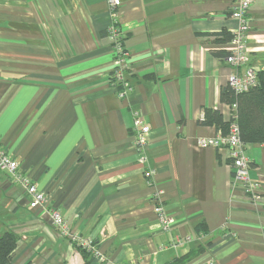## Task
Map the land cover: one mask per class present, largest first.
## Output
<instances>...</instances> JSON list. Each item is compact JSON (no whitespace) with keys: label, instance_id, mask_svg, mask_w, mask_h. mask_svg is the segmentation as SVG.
I'll use <instances>...</instances> for the list:
<instances>
[{"label":"crops","instance_id":"0c3cea01","mask_svg":"<svg viewBox=\"0 0 264 264\" xmlns=\"http://www.w3.org/2000/svg\"><path fill=\"white\" fill-rule=\"evenodd\" d=\"M232 6L122 0L132 87L122 97L110 79L107 0H0V143L48 207L95 241L102 260L92 264H264V144L244 145L259 200L233 184L226 148L199 144L218 135L201 121L206 109L230 116L221 90L235 69L217 54L238 26ZM249 23L248 65L264 70V0L252 3ZM135 117L151 128L146 163ZM157 190L175 219L167 230ZM31 200L0 168V236L17 237L12 264H86Z\"/></svg>","mask_w":264,"mask_h":264},{"label":"built area","instance_id":"2783aa9c","mask_svg":"<svg viewBox=\"0 0 264 264\" xmlns=\"http://www.w3.org/2000/svg\"><path fill=\"white\" fill-rule=\"evenodd\" d=\"M255 0H233L230 16L238 22L237 28L233 31L231 47L225 57L227 63L235 69L228 77V84L236 91L248 90L258 82L255 69L248 65V46L247 37L250 30L249 9ZM111 13V23L107 29L115 55L114 65L110 79H115L114 84L118 86L120 96L125 97L132 87L124 79L125 72L130 69V58L128 51L124 47V34L120 26V14L122 0H107ZM233 110L236 104L233 105ZM233 117H235L233 115ZM134 130L136 133L135 145L138 151L139 161L147 162L146 150L148 148V138L151 131L150 125L139 117L134 119ZM199 144L202 147L213 146L215 148H226L229 152V158L232 167V181L234 185H240L246 195H250L254 200L261 198L259 180L250 177V160L247 157L244 144L239 136V127L233 120L229 126L226 135L218 133L217 136L208 139H200ZM0 168L7 170L12 179L21 182L27 187L28 193L32 196L31 207H41L52 218L53 223L59 229L62 237L70 239L78 247L91 251L95 259L101 261L102 256L94 245V240L81 233L73 231L67 219L56 208L48 207L45 193L39 191L36 184L31 181L24 173L19 170V162L16 158L9 155L6 149L0 143ZM145 174L151 180L153 171L145 169ZM160 190H157L152 196L155 210L158 214L161 226L169 229L175 223V219L166 215L163 211L162 197Z\"/></svg>","mask_w":264,"mask_h":264},{"label":"trees","instance_id":"16d2710c","mask_svg":"<svg viewBox=\"0 0 264 264\" xmlns=\"http://www.w3.org/2000/svg\"><path fill=\"white\" fill-rule=\"evenodd\" d=\"M229 38L226 37V39ZM227 54L228 51L223 54L218 53L217 56L226 57ZM255 71L258 82L248 90L239 92L229 84L222 88L221 100L230 106L228 120H225L223 113L216 108L206 109L201 119L203 124L215 125L218 133L222 135L228 133L231 122L235 120L239 127L240 139L244 145L248 143L264 144V70L255 69ZM111 81L114 83L115 79ZM234 104H236L235 110L232 108ZM204 226V223L197 226L198 234L203 231ZM16 243L17 237L13 232L8 231L0 236V264H12ZM94 245L96 246L95 241ZM79 249L84 254L86 264H92L95 255L82 247ZM184 258L186 257L179 258L175 263H181Z\"/></svg>","mask_w":264,"mask_h":264}]
</instances>
